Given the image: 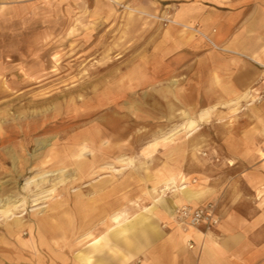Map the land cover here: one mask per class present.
<instances>
[{
    "label": "crops",
    "instance_id": "0c3cea01",
    "mask_svg": "<svg viewBox=\"0 0 264 264\" xmlns=\"http://www.w3.org/2000/svg\"><path fill=\"white\" fill-rule=\"evenodd\" d=\"M159 3L176 25H197L207 37L169 28L149 70L173 76L169 100L189 113L191 138L207 130L211 165L222 174L186 168L175 147L156 167L130 171L123 189L109 183L81 193L74 211L49 205L8 221L0 264H264V0ZM190 140L184 148L193 150ZM168 178L176 183L160 194ZM183 205H214L218 224L182 228L174 213Z\"/></svg>",
    "mask_w": 264,
    "mask_h": 264
},
{
    "label": "rangeland",
    "instance_id": "374dc122",
    "mask_svg": "<svg viewBox=\"0 0 264 264\" xmlns=\"http://www.w3.org/2000/svg\"><path fill=\"white\" fill-rule=\"evenodd\" d=\"M170 14L159 0L0 4V228L49 205L74 211L81 193L105 184L123 189L130 171L156 167L175 147L186 168L222 174L207 130L191 138L189 113L169 100L173 76L149 70L165 31L187 29ZM5 204L18 208L4 216Z\"/></svg>",
    "mask_w": 264,
    "mask_h": 264
},
{
    "label": "built area",
    "instance_id": "2783aa9c",
    "mask_svg": "<svg viewBox=\"0 0 264 264\" xmlns=\"http://www.w3.org/2000/svg\"><path fill=\"white\" fill-rule=\"evenodd\" d=\"M262 94H264V90ZM174 219L184 229H193L200 225L209 228L218 224L213 205H208L205 208H192L188 205L180 206L175 210Z\"/></svg>",
    "mask_w": 264,
    "mask_h": 264
},
{
    "label": "bare ground",
    "instance_id": "6f19581e",
    "mask_svg": "<svg viewBox=\"0 0 264 264\" xmlns=\"http://www.w3.org/2000/svg\"><path fill=\"white\" fill-rule=\"evenodd\" d=\"M175 24H177V23H175ZM185 27H187V29H192V27H190V26H185ZM197 33H199V31H196ZM200 34H202V36H203V38H207L206 37V35L205 34H203V33H201L200 32ZM258 92V91H257ZM235 111V110H234ZM233 111V112H234ZM97 134H99L98 132H96V134L95 135H97ZM94 135V134H93ZM89 149H88V146L87 145H82L81 146V148H79V151L74 155L76 158H83L82 156H84L85 155V152L86 151H88ZM41 177V176H40ZM45 180V179H44ZM32 181V180H31ZM171 183H174V179H170V181L168 180L166 183H165V185H164V187L165 186H168L167 187V189H169L170 188V185H171ZM29 184V183H28ZM180 190V189H179ZM181 194H183V195H185L184 197H187V199H190L193 195L191 194V190H190V188H188V187H182L181 188ZM163 193V192H162ZM196 195H194V197H195ZM8 200V199H7ZM8 201H10V200H8ZM5 203V202H4ZM14 203V202H13ZM11 204V203H10ZM7 204H5V206H6ZM78 206H80V204L79 203H77V207ZM2 208V207H1ZM18 208V206H9V207H5L4 208V210H3V208L1 209L2 211H3V214H4V216H8L9 214H12V210H14V209H17ZM177 208V207H176ZM14 214V213H13ZM14 223H18V221L16 220ZM120 224V223H119ZM71 225V224H70ZM69 229V228H68ZM82 229V228H81ZM122 230V229H121ZM126 230V229H125ZM115 231V230H114ZM118 232V231H117ZM116 232V233H117ZM121 232V231H120ZM119 232V233H120ZM81 238H83V237H81ZM98 240V238L97 239H94L93 241H97ZM99 241H97L96 242V244L92 247V250L93 251H101L102 250V246L98 243Z\"/></svg>",
    "mask_w": 264,
    "mask_h": 264
}]
</instances>
